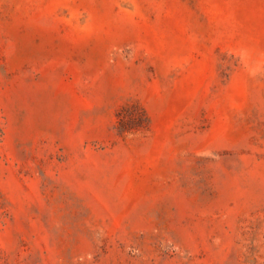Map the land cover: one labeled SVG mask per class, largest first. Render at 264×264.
Listing matches in <instances>:
<instances>
[{"label": "rangeland", "instance_id": "rangeland-1", "mask_svg": "<svg viewBox=\"0 0 264 264\" xmlns=\"http://www.w3.org/2000/svg\"><path fill=\"white\" fill-rule=\"evenodd\" d=\"M0 264H264V0H0Z\"/></svg>", "mask_w": 264, "mask_h": 264}]
</instances>
